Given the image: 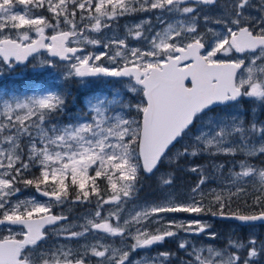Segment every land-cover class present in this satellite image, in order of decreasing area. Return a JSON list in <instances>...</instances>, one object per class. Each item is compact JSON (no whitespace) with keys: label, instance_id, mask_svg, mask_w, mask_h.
Returning a JSON list of instances; mask_svg holds the SVG:
<instances>
[{"label":"snow or ice","instance_id":"snow-or-ice-1","mask_svg":"<svg viewBox=\"0 0 264 264\" xmlns=\"http://www.w3.org/2000/svg\"><path fill=\"white\" fill-rule=\"evenodd\" d=\"M18 66L129 95L0 89V264H264V0H0Z\"/></svg>","mask_w":264,"mask_h":264},{"label":"rangeland","instance_id":"rangeland-1","mask_svg":"<svg viewBox=\"0 0 264 264\" xmlns=\"http://www.w3.org/2000/svg\"><path fill=\"white\" fill-rule=\"evenodd\" d=\"M36 76H40V77H44L46 78V80H49L47 81L49 84H50V87H44L43 85L39 86V87H36L35 89H47V90H53V91H58V90H61L63 88H68L69 86H74L77 90L80 89L81 92H82V98H81V105L82 103L87 99V96H95V95H100V96H107L108 98H112L113 96L116 95V90L119 89L122 96L126 99L128 98V93L126 92L125 88H124V85L119 82V83H116V84H104V82H91L89 80L85 81L83 84H79V83H68V84H65L64 80L62 79V76L59 72L57 71H52V70H49L47 68H44V69H40V68H37V69H33L31 66L25 68V67H17L15 72L14 73H11V74H5L3 77H0V89L3 88L4 90H7L9 92H24V91H27V92H31L33 89L31 88H26V87H19L18 84H19V81L21 83H32V80H34L36 78ZM22 78H25L24 80H22ZM34 78V79H33ZM3 83V84H1ZM103 83V84H102ZM14 84V86L11 88V85ZM100 85H103L102 89H98L100 88ZM99 90V91H98ZM102 90H106V91H102ZM87 94V95H85ZM74 99V98H73ZM74 101V100H73ZM72 101V104L69 105V109L71 111H76L78 110L81 105L80 103H76ZM74 108V109H73ZM224 158L223 157H220L218 158V162H223ZM198 162L202 165H204L205 167H207L208 165V161L206 159H199ZM187 167V166H185ZM187 174L191 175L189 180H185V181H181L178 182L180 184H177V187L180 188V189H183L184 187L192 184L195 179H196V176L195 174H191V173H188L186 171ZM183 176V174H181ZM189 176H185L184 178H187ZM152 180H153V183H155V186H154V190H152V193L151 195H148V196H143L141 195V198H147V199H151L152 196L154 195L155 193V190H156V180L155 179H150V180H147L146 183H145V187H144V190L146 188H149V186L151 185L152 183ZM155 181V182H154ZM235 206V205H234ZM214 219V223L216 224V227L218 230H220L221 232H224V231H227L229 230V227L232 226L230 224H220V223H217V222H221V221H216ZM233 227V226H232ZM255 231L257 232H264V226H258ZM244 232H247V229H244Z\"/></svg>","mask_w":264,"mask_h":264},{"label":"flooded vegetation","instance_id":"flooded-vegetation-1","mask_svg":"<svg viewBox=\"0 0 264 264\" xmlns=\"http://www.w3.org/2000/svg\"><path fill=\"white\" fill-rule=\"evenodd\" d=\"M25 78H22V80H24ZM89 81H91V82H93V81H95V82H111V83H114V84H116V83H119V81H117V80H112V79H109V78H89L88 79ZM25 81V80H24ZM47 81H49V80H46V78H44V77H40V76H36V78L34 79V82L32 83L33 84V87H34V89L36 88V87H39V86H41V85H43L45 88L46 87H50V84L47 82ZM190 83V82H189ZM1 84H3V83H1ZM19 86H21L22 85V83H20V84H18ZM1 89H3V88H1ZM178 175V179H179V174H177ZM178 179H177V181H176V183L177 184H180V183H178ZM180 180V179H179ZM155 182V181H154ZM150 186H155V183H153V180H152V183H151V185ZM150 186H149V188H146L145 190H143L142 192H141V195H143V196H148V195H151V193H152V188H150ZM154 190V189H153ZM214 221V220H213ZM217 223H220V222H217ZM220 224H226V223H220ZM230 225H232L233 227L234 226H236V225H233V224H230Z\"/></svg>","mask_w":264,"mask_h":264},{"label":"trees","instance_id":"trees-1","mask_svg":"<svg viewBox=\"0 0 264 264\" xmlns=\"http://www.w3.org/2000/svg\"><path fill=\"white\" fill-rule=\"evenodd\" d=\"M34 79V78H33ZM33 81V80H32ZM103 84V83H102ZM104 84H109V85H113L114 83H111V82H104ZM14 86V85H13ZM26 87V86H30V83H28V82H26V83H24L23 85H21V86H19V87ZM102 87H103V85H100V88H98L99 90L100 89H102ZM63 89H65V88H63ZM67 89H70L71 90V92H72V96H70L68 99H69V105L70 104H72V101L74 100L73 98H75V101H76V103H80V105H81V98H82V92H81V90L80 89H76L74 86H69ZM98 90V91H99ZM102 91H106V90H102ZM74 109V108H73ZM185 166H187V165H185ZM177 174H179V179L182 181H185V180H189V178H190V176L191 175H189V174H187L186 173V171H184V172H179V173H177ZM181 174H183V176L181 175ZM185 176H189V177H187V178H184ZM178 179V182H180V180ZM150 188H152V190L154 189V186H150ZM235 207V206H234Z\"/></svg>","mask_w":264,"mask_h":264},{"label":"water","instance_id":"water-1","mask_svg":"<svg viewBox=\"0 0 264 264\" xmlns=\"http://www.w3.org/2000/svg\"><path fill=\"white\" fill-rule=\"evenodd\" d=\"M104 78V77H102ZM110 79H115V78H110ZM225 222V221H224ZM226 222H235V223H239V222H236V221H226Z\"/></svg>","mask_w":264,"mask_h":264}]
</instances>
